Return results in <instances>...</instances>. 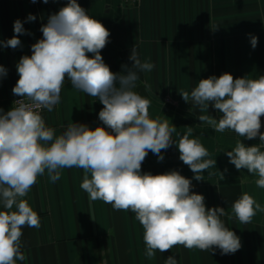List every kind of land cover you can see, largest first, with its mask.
Segmentation results:
<instances>
[{
	"label": "clouds",
	"instance_id": "9594fccd",
	"mask_svg": "<svg viewBox=\"0 0 264 264\" xmlns=\"http://www.w3.org/2000/svg\"><path fill=\"white\" fill-rule=\"evenodd\" d=\"M27 19L35 20V16L29 14ZM40 30L43 38L31 46L32 55L23 56L17 64L19 79L12 91L21 99L6 114L0 110V264L24 261L22 229L40 227L38 213L24 199L38 177L47 173L56 182L61 170L74 167L84 170L80 187L90 201L100 200L114 210L135 214L144 230L147 258L178 246L201 251L218 248L221 254L238 251L240 238L221 219L227 215L225 209L206 208L204 196L190 192L191 180L174 170L141 173L149 152L164 159L161 151L173 144L174 133L179 137L175 141L179 159L195 174V180L205 179L203 171L216 164L215 159L207 158L211 154L193 136V128L181 135L167 118L150 116L151 101L136 89L139 73L151 72L154 65L142 61L134 46L131 67L113 73L100 54L108 43L109 30L76 0H68ZM14 33L6 41L13 49L21 45L19 36L25 33L20 20L14 22ZM251 45H257L255 36ZM88 53L93 56L89 58ZM6 74L0 66V75ZM66 77L73 88L99 98L104 106L99 119L104 126L93 130L71 123L60 135L46 126L40 112H51L60 103ZM178 92L201 113L211 104L222 114L219 119L198 116L214 131H232L249 140L259 137L260 143L252 146L237 140L226 155L237 170L258 177L257 187L264 188V133L260 132L264 76L234 78L224 73L200 80L190 94ZM213 174L224 178L222 173L209 171ZM232 212L240 223L248 224L264 207L243 193L233 203ZM164 264L178 261L169 256Z\"/></svg>",
	"mask_w": 264,
	"mask_h": 264
},
{
	"label": "crops",
	"instance_id": "0c3cea01",
	"mask_svg": "<svg viewBox=\"0 0 264 264\" xmlns=\"http://www.w3.org/2000/svg\"><path fill=\"white\" fill-rule=\"evenodd\" d=\"M92 18L110 32L108 43L101 50L104 62L113 73L131 67V52L136 46L142 61L151 62V72L139 73L137 89L151 101L150 116L167 118L181 135L188 127L200 138L215 159L214 169L204 170L205 179L197 181L194 173L180 159L173 134V144L161 151L164 159L149 152L141 173L152 175L178 171L191 180L190 192L203 195L206 208H224L221 219L241 240L234 254H221L218 248L201 251L182 246L170 251H157L151 259L145 256L143 227L131 211L114 210L103 201H90L80 187L84 170L65 168L61 178L52 182L47 173L24 197L40 217L39 228L25 226L21 237L24 261L17 264H164L174 256L178 264H264V212H257L248 224L238 221L232 212L233 203L243 193L251 195L264 207V188L257 187L247 170H237L226 155L237 140L245 146L259 144V137L247 139L232 131L219 133L199 121L201 114L219 119L211 104L201 113L191 102H185L178 90L189 94L202 79L230 73L234 78L258 79L264 76V0H139L129 5L123 0H76ZM68 0H0V110L13 108L12 91L19 75L17 64L31 46L43 38L41 27L51 15L65 7ZM29 14L35 20L29 21ZM20 20L25 33L21 45L13 49L6 41L14 33V22ZM257 38L255 48L251 38ZM89 58L92 53L87 54ZM103 104L72 87L65 79L60 103L53 111L40 112L47 127L60 135L71 123L91 129L104 126L99 119ZM264 133V116H261ZM264 150V149H262ZM226 170V171H225ZM211 172L223 174L209 175Z\"/></svg>",
	"mask_w": 264,
	"mask_h": 264
},
{
	"label": "built area",
	"instance_id": "2783aa9c",
	"mask_svg": "<svg viewBox=\"0 0 264 264\" xmlns=\"http://www.w3.org/2000/svg\"><path fill=\"white\" fill-rule=\"evenodd\" d=\"M123 2L126 4H129V5H134V4H137L139 2V0H123ZM20 99H21V97H19V96H16L13 98V100H12L13 107L15 106V102L20 100ZM45 110L46 109H43V110H41V112L45 111Z\"/></svg>",
	"mask_w": 264,
	"mask_h": 264
}]
</instances>
